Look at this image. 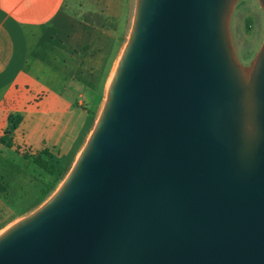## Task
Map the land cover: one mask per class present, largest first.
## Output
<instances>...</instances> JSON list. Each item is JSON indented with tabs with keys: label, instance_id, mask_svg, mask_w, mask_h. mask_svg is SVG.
Segmentation results:
<instances>
[{
	"label": "water",
	"instance_id": "water-1",
	"mask_svg": "<svg viewBox=\"0 0 264 264\" xmlns=\"http://www.w3.org/2000/svg\"><path fill=\"white\" fill-rule=\"evenodd\" d=\"M226 1L138 0L97 153L0 264H264V47L251 118Z\"/></svg>",
	"mask_w": 264,
	"mask_h": 264
},
{
	"label": "rangeland",
	"instance_id": "rangeland-1",
	"mask_svg": "<svg viewBox=\"0 0 264 264\" xmlns=\"http://www.w3.org/2000/svg\"><path fill=\"white\" fill-rule=\"evenodd\" d=\"M120 1L119 22L111 34L113 40L105 42L103 51H93L90 45L82 48L81 53L76 49L78 42L73 41L79 40L81 31L78 27L82 25L84 30H88L87 24L85 25L88 17L83 19V10L78 9L79 0H68L64 12L50 25L34 34L35 46L26 71L36 86L32 92L37 93L36 101L47 97L38 109L48 108L49 100L54 94L61 95L64 104L58 108H67L68 104L71 111L65 116L64 123L71 127L76 122L72 129L75 132L61 140L58 137L60 133L53 136L51 125L44 124L46 126L29 132L27 136L20 117H10L9 126L0 133V137L6 138L4 143H0V232L36 211L42 204L33 210L31 207L39 196L42 183L53 181V177L38 169L29 158L43 148L37 150L38 148L30 145L42 142L46 145L44 148L51 161L58 166L65 165L69 158L73 157L75 160L94 128L105 101L103 81L111 68L109 82L136 19L138 0ZM221 22L231 64L243 86L250 87L244 99L248 101L245 108L252 118L253 103L249 106L253 97L251 78L264 47V6L261 0H227ZM70 39L73 40L69 41ZM71 49L80 55L75 58L72 53L69 54ZM77 77L87 82L91 88L62 89V83L67 84ZM67 175L46 200L54 195Z\"/></svg>",
	"mask_w": 264,
	"mask_h": 264
},
{
	"label": "crops",
	"instance_id": "crops-1",
	"mask_svg": "<svg viewBox=\"0 0 264 264\" xmlns=\"http://www.w3.org/2000/svg\"><path fill=\"white\" fill-rule=\"evenodd\" d=\"M67 1L0 0V133L9 126L8 123L12 116L20 117L21 126L25 129L27 136L29 132L48 124L51 125V134L54 136L60 133L58 137L60 136L61 140L69 137L71 132H75L72 129L76 122L71 127H67V124L65 126L64 123L65 116L71 111L68 104H66L67 108H58L64 104L61 95L54 94L49 100L48 108L38 109L47 97L36 101L37 93H32L36 86L26 71L30 54L35 46L33 44L36 39L34 34L57 19L64 12ZM78 9L83 10L81 13L83 19L88 17L85 20L88 30H84L82 25L78 27L81 31L79 40L73 41L78 42L76 49L80 52L82 48L90 45L93 51H100V49L103 51L102 46L105 42L113 40L111 34L119 22L118 11L121 9V1L79 0ZM78 52L71 49L69 54L72 53L76 58V55H80ZM110 71L111 68L107 71L108 74L103 81L105 91ZM70 87L91 88L79 77L67 84L62 83L63 90H68ZM57 89H59L58 86ZM38 144L30 146L38 148L37 150L46 147L42 142Z\"/></svg>",
	"mask_w": 264,
	"mask_h": 264
},
{
	"label": "bare ground",
	"instance_id": "bare-ground-1",
	"mask_svg": "<svg viewBox=\"0 0 264 264\" xmlns=\"http://www.w3.org/2000/svg\"><path fill=\"white\" fill-rule=\"evenodd\" d=\"M133 33H134V24L128 36V42L123 46L121 53L116 61L112 75L107 84L106 91H105V98H104L105 99L104 106L100 112L99 117L97 118L94 128L90 132L85 144L83 145L78 155L76 156L68 172L67 177L62 182L58 190L54 193V195L50 199L43 202L42 205L36 211L31 213L28 217H25L19 220L18 222H16L15 224L3 229L0 232V244L3 243L6 239H8L11 236V234L15 232L18 228L22 227L28 222L31 223L35 218L39 216V214H41L48 208L54 206L64 196V194L67 193V191L69 190L71 186L73 179L79 175L83 161L87 157H89L91 154L97 153V150L94 147V140L97 137V135L101 132V130L103 129L105 119L107 118L108 112L110 111L112 101H113L114 91L118 84L119 77L121 75L122 66L129 52V47H130L129 45L133 40L132 39ZM246 73L247 71H245V74Z\"/></svg>",
	"mask_w": 264,
	"mask_h": 264
},
{
	"label": "trees",
	"instance_id": "trees-1",
	"mask_svg": "<svg viewBox=\"0 0 264 264\" xmlns=\"http://www.w3.org/2000/svg\"><path fill=\"white\" fill-rule=\"evenodd\" d=\"M4 141H6L5 136H1L0 143L2 144ZM29 158L38 169L43 171L48 176L53 177L52 183H42L39 196L31 207L33 210L45 202V200L49 197L50 192L53 191L57 184L60 183V181L68 174L74 160L73 157H71L66 161L65 165L58 166L51 161V157L48 155L46 148H43L42 151L31 155Z\"/></svg>",
	"mask_w": 264,
	"mask_h": 264
}]
</instances>
